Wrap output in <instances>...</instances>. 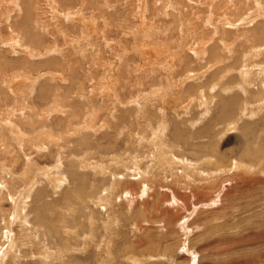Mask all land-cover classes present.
Returning <instances> with one entry per match:
<instances>
[{
    "label": "rangeland",
    "instance_id": "obj_1",
    "mask_svg": "<svg viewBox=\"0 0 264 264\" xmlns=\"http://www.w3.org/2000/svg\"><path fill=\"white\" fill-rule=\"evenodd\" d=\"M15 1H13V3ZM64 1L71 4L72 7L74 6L75 10L81 7L80 0H59L61 8L66 7ZM97 1L101 3V5H93V8H95L94 10L92 6L87 7L84 11V16L86 18L84 20L86 23L79 24L77 28L73 30L76 32V36L79 37L81 34L77 29H83L84 27L91 29L90 27L92 26L89 24L91 22H94L93 25L98 24L99 26V28L95 26V31L98 30L97 32H99L98 35L97 32L93 34L90 30L91 38L89 41L83 42L84 49L85 46H87L86 49H88L87 51L89 53H87L86 59H82H88L89 61L91 56V63H94L93 61L96 63L97 60L98 63H96V66L90 63H84L85 74L83 70L80 69V82H74L77 88L81 87L80 84H85V95H87V97L90 96L87 99L93 97L91 96L93 95L92 93L90 95L93 87L92 85H94L95 82L92 80L90 74L92 69H100L101 66L106 65L109 60H114L116 63L115 67H117L114 68V71H116L114 73H117V76H119V74L122 75L123 67L120 66L122 64H120V58H126L124 54H127L130 58H135L136 62L138 61L141 65L143 63V61L140 60L141 57L138 56L139 53L136 51L133 53L132 50L135 49H131L133 46L137 47L140 43L139 40L137 41L133 38L132 31L136 30L140 32L139 25L141 19H136L131 12L135 6L134 10H137L138 0ZM17 2L21 5L23 4V0H17ZM41 2L43 10H41V7H37L38 11L36 12L35 7L33 9H26L22 6V10L20 8L21 14L16 16L15 13V15L11 16L9 22L3 21L7 16L3 14L7 12L6 7L8 6H5V9L1 10L0 23L2 22V27L0 29V34L4 42L8 41L10 35H15V37H19L29 49L32 47L36 48L35 45H32L31 42L28 41L27 34L31 33L32 36L36 37L38 42L43 43L37 48L41 47L40 50L44 51L48 49L49 46H52L54 36L51 35L56 28H66L71 24H77V18L75 20H70V22L63 18H54L51 12L47 13L48 8L45 6V3L43 1ZM142 2L149 4L150 13L152 7L154 10L158 5L156 0H143ZM104 3H108V6ZM208 3V0L203 1L205 5L203 9H206ZM249 3L250 0L246 4ZM235 4H237L240 9L233 14L231 13V17L234 18L232 19L233 21H236L241 15L244 16L245 13L242 7V0H235ZM11 6L17 7L16 5ZM11 6L9 7L10 11L16 10V8ZM252 6L255 10L251 12L248 11L245 16L248 18L246 20L248 24L239 21H229L233 23V25H229L230 28L226 29L220 24L221 22L217 23L213 21L212 24L214 26L217 25L216 29H218L216 35L214 30H210L207 24H205L206 26L203 25L200 30L202 34H205L204 30H206V32L209 30L213 33L215 38L216 36L219 37L217 33L220 34L221 30L231 32V38L233 39L237 37L236 34H233L234 31L237 33L238 31L242 32L240 36L251 34L249 35L251 41L248 45L245 44V41L242 42V40L236 43L237 53L233 59L228 61L227 66L218 65L216 61L220 59L212 61L211 65L214 67L208 74H205L203 79L201 78V80L198 81L201 82L198 83L200 86L204 84L206 86H211L210 91L214 95L219 92L218 90H220L219 88L221 86H225L226 88V83L231 82L233 78L235 80H233L234 82L231 86L228 85L232 90L229 92L226 91V93L224 92V100L225 102H230L233 96L237 98L235 103L238 105V108L241 106V109H237L235 112L240 115L241 121H239L236 129L212 140L210 139V135L216 133L218 130L216 135L221 133L223 127H225V124L220 126L218 123L221 119L220 109H225L227 105H224L222 101H217L218 98L213 102L211 101V105L209 103L210 99H207L202 94L199 96V90L204 92V88L201 87L197 92L192 91V94L197 95L196 100L187 98V101H190V105L189 103L187 104V102L181 105L178 101L174 104L167 102L163 106L164 110H161L160 104L157 102L158 99H155V97H153L154 99L152 98L151 101L145 102L141 100L142 96L140 98H134L135 104H129L127 107L122 105L118 106V110L120 111H118V115H123L124 113L127 118L125 119L126 123L122 122L120 126L118 119L115 118L117 114L115 113L114 115L112 110L111 113L107 114L103 109L104 111L100 114L103 116L101 122L97 121L95 125L96 121H91V123L94 122V127H97L96 130L92 128L90 131V129L88 130V128H85L84 133L81 132V135L84 134L85 137H81L82 141L79 144L75 139H70V142L66 145L67 143L65 142L67 140L69 141V139L63 138V141H59L62 139V136L58 135L69 137V126L66 128L67 124H64V128L62 129V127L60 126L61 128H59L58 125L61 124V119L66 118L67 115L64 113L55 115L56 112L52 106L54 101L53 98L52 101L48 95V100L46 96H41V88L44 87L45 83H48L47 80H49L48 78L50 77L51 85L55 86L57 82L63 87L66 85V88L62 91V93H64L63 95L71 93V98L75 97L74 99L81 104L86 100L84 99L85 97L83 95H81L82 97L78 96L77 88L75 90L69 89L68 91L67 86L71 83L69 79H63L62 82L56 79V77L60 78L61 76L53 75L56 73L54 65L57 61L54 57L48 56V59L43 58V60L48 61L53 68L47 65V68L44 67L46 70L43 71V65L41 64L42 67L40 66L42 59L37 58L36 55H34L35 53L30 59H26L28 56L22 54L18 48L16 50L17 52L19 51L18 53H12V48L9 45L0 48V53L7 56V62L0 60V264H133L134 262H129L127 259L132 258V260L135 261V258H133L135 254V257L137 256L136 260H143L144 264H264V172L259 173L262 170L264 171V152H261L264 150V86L261 87L259 85V83H263L264 85V0H252L251 7ZM1 8L2 7H0V9ZM100 9L105 11V13L101 15L103 17L98 15V10ZM202 12L203 13L198 15L200 20L197 19V22L199 23H201L202 20H206L204 19L207 16L205 14L206 11L203 10ZM1 17H3V19ZM52 18H54V21ZM92 18L94 19L92 20ZM104 20L109 22V24L107 22L105 23ZM167 20L170 19L167 18L166 21ZM59 21L60 26L58 23ZM164 21L165 20H163V22ZM218 27H221V29ZM155 28L157 29L158 27ZM11 30L13 33L10 32ZM73 31L72 29L70 30V32ZM245 32L248 33L246 34ZM158 34L164 33L160 29L156 32V35ZM166 34L167 33L160 35V37L166 38ZM200 35L201 33L199 36ZM138 37L139 36H137V38ZM58 39L60 40L59 44L64 48L65 52L72 50L70 44H67L70 43V40L63 36H58ZM186 40L191 41L190 38ZM170 41L171 39L168 40V42ZM172 42L176 46L174 39ZM71 44L77 43L74 40ZM255 47L257 48L253 49ZM35 48H33V50ZM145 50L146 49H143V52H149ZM173 50H175V48ZM125 51L128 52L125 53ZM184 51L186 54H189L190 58H186L181 66H176L172 62L171 70L167 73L169 77L166 80L168 85L175 81H177V84L185 81V85L180 87L182 90L193 85L195 81L194 79H187L188 76L192 75L188 73V71H196L199 69V66L204 67V65H201L202 62L198 60V57L194 55V52L188 51L186 47ZM141 53L142 52H140V55ZM245 53L247 57L244 58ZM1 54L0 56H2ZM67 59H71L70 61L75 60L74 58ZM29 61H31V63ZM60 61V64L67 65L64 58ZM6 64L9 65L5 66ZM14 64H17V66ZM130 67L131 69H128L125 66V68H127L125 73L128 77L134 76L136 78H132L128 88L124 87L118 91L125 97H129L131 94L138 95L150 93V91L152 92L154 88H151L152 86L144 82L146 79L141 80V77L143 78L144 75H138V73L135 74L132 72V68L134 67L133 63ZM24 68L28 73L24 71ZM18 69H23L20 70V72L23 73L21 76L19 75L21 73H15L19 72L17 71ZM143 69H147V67L143 66ZM28 70L31 71L29 72ZM106 70L108 71L107 76L109 77V72L113 73V70L111 68L107 69L106 67L103 71L107 72ZM39 72L41 73L39 74ZM243 74L246 75L244 76ZM15 75L18 76V79ZM82 75H85L86 79L83 78ZM86 75L88 76L86 77ZM242 75L245 78H242ZM19 77L21 79H19ZM102 77L105 76L101 71L99 79ZM25 78H27V80H25ZM154 78L156 79L157 77ZM159 78L160 77H158V79ZM240 78L246 80L245 84H240L241 86H239V83H242L239 82L242 80ZM76 79L77 76L72 78L73 81H79ZM236 83H238V85ZM162 84L167 86L164 84V81ZM143 89L145 90L143 91ZM25 91L31 92L29 95L31 97L24 99L26 103H21ZM73 91L75 92L73 93ZM75 93L80 99L74 95ZM185 93L186 92H184V94ZM165 98L169 97L166 96ZM165 98L163 97L162 99ZM219 98L222 99L220 95ZM103 101H105L103 97H100V104H103ZM140 102L141 105H138ZM61 106L62 103L59 107ZM208 106L209 108H207ZM128 108H132L133 110L126 111ZM144 108L149 110L153 115L150 118V122L140 121L141 119L139 116L143 115L142 111L145 110ZM157 108H160V110ZM71 110L75 113L74 109ZM89 110L90 109L86 107L84 112ZM207 111H209V113ZM136 113L139 116H137ZM39 114H41V116ZM77 115H79V113L76 114L75 117H77ZM154 115L156 118H163L165 124V133L163 132V135H166L164 141L158 138L157 142H155L156 147L161 144L165 152V155L161 157L158 156L157 159L159 162H161L160 159L162 162L169 161L168 163H170L171 161L170 166H173L170 167V169L164 164L161 167H157V164H155L152 159H142L144 156L143 152H145L148 147H144L146 145L145 140L141 141L144 135L141 131L145 129V131L147 130L146 132L149 133L151 129L157 127L158 123L156 124ZM199 117H202V119L198 122ZM39 118H42V120ZM138 118L140 120H138ZM129 119L131 120L129 121ZM59 120L60 122H58ZM85 120L86 118L82 119V121ZM26 121H28V124H26ZM31 121H33V123ZM82 121L79 122L81 123ZM44 122L47 124H44ZM38 123L41 124L37 127ZM87 124L88 123H85V126H88ZM32 125L34 127H32ZM213 125H217L218 129L216 130L213 128V131H209L206 135L201 133L205 129L210 130ZM174 127H177L187 138V144L183 141L179 143L175 142L177 141V134L174 136ZM197 133L198 136L196 135ZM34 134L36 136H34ZM116 134H118V136H116ZM39 137L40 139H38ZM21 138L27 139V142L24 139L23 141L26 142L24 144ZM52 140H55L57 143L55 141H53L55 142L53 143ZM30 142L34 145H31L32 143ZM72 142L73 144H71ZM174 143H176L174 145L176 146L174 148L175 151L170 154L172 148L170 146ZM245 143H247L248 146L246 145L242 148L238 146V144ZM54 144H56V146H54ZM40 145L41 147L39 148ZM183 145H185V147H183ZM47 147L48 150L46 149ZM246 149L248 150L245 152ZM41 150L42 152L40 153ZM132 150L136 151L133 152ZM156 150L158 151L159 148ZM234 150H237L236 153H234L231 159L228 158L225 165H230L231 160L234 159L235 162L239 161L240 163H238V165L242 167V165L250 163V160L251 162L253 160L252 165L254 167L252 170L256 167L259 171L245 174L239 170L235 173L233 171L228 177L222 175L221 182H218L215 188L214 186L209 187V185H205L202 180L197 179L195 176H193L194 179L187 180L185 178L178 179L176 178V174L174 175L176 171H178L177 175H180L179 173H181V170H183V167L186 165L180 166L177 164L179 166L175 168L176 165L174 162H179L180 164L181 162L190 163L192 165H197L200 162L199 164L203 165L204 159H209L211 157L210 159H212V162L216 164L218 162L215 159L219 160L222 153L226 151L225 153L228 155L230 151L232 152ZM30 153H32V156H30ZM243 154H245V157ZM132 156L136 157L133 158L135 160L133 161V168L136 165L139 167V164L145 161L144 164L146 166L143 168L140 167L142 171L139 168L137 169V167L132 169L131 165H124V163L127 164V162H129L128 159ZM170 157L172 159H170ZM141 159L142 161L140 162L139 160ZM136 160L138 162H136ZM180 160L182 161L180 162ZM243 162L245 164H243ZM259 162L260 166L262 165L263 167H259ZM152 163H154L153 166ZM99 164L104 165L101 166L102 169L100 167L96 169V165ZM241 167L238 168L241 169ZM199 168L200 167H198V169ZM125 169L128 170V172H125ZM208 169L209 167H202L197 173L199 175L204 173L206 178H211L212 171ZM99 171L101 174H99ZM85 175L87 180L85 179ZM72 177H75V179ZM174 177L177 179V182ZM253 179H257L259 182H244L245 180ZM81 181H83V183ZM151 183L157 186L154 189L148 188ZM117 184H122L121 189L117 188ZM130 186L133 189H131ZM103 189H109V191ZM123 189L125 193L121 192ZM97 190L98 193L94 194ZM110 191L112 194H110ZM119 192L121 194H119ZM116 195L117 197H115ZM98 198L100 199L98 200ZM101 201L102 204L100 203ZM113 211H115L114 214ZM82 225H84V227H82ZM69 227L71 228L69 229ZM188 231L189 233L186 234ZM67 232L73 233V236H69ZM7 234L9 236H7ZM251 237V241H248L247 238ZM185 238L187 239L185 240ZM242 238H245V241L242 240ZM67 239H69V241H66ZM99 241L102 242L100 243ZM151 241H164V244H166L168 248H171L169 251L170 253L162 252V250H160L161 253L159 254H155V252L152 251L148 253L149 250H146L150 247ZM189 241H192L190 246L184 247L183 249L189 250L192 248L195 251L193 257L190 254V256H188L187 253L180 248L182 242L188 244L187 242ZM240 241H242V243ZM243 241H248L249 243L246 242L247 245H245ZM33 242L34 244H32ZM59 243L60 245L58 246ZM68 243H70L71 248ZM128 244H130V246H135V244L138 245L139 250L135 248L133 251L131 248L126 250L125 248ZM196 245L200 247L198 248ZM209 245L210 249L207 247ZM110 246L112 250L109 248ZM200 248L207 251V254L199 252L201 251ZM124 249L125 253L128 254L125 256H128V258L125 257L126 260L124 258L119 260L117 256L119 254L117 253L119 251L124 252ZM64 252L67 254L65 255ZM140 252H143V254ZM48 253L51 254V257ZM138 254H140V256ZM165 254L167 256H164ZM163 256L165 259H163ZM42 258L46 259L43 260ZM169 259H171V262L166 261Z\"/></svg>",
    "mask_w": 264,
    "mask_h": 264
},
{
    "label": "bare ground",
    "instance_id": "obj_2",
    "mask_svg": "<svg viewBox=\"0 0 264 264\" xmlns=\"http://www.w3.org/2000/svg\"><path fill=\"white\" fill-rule=\"evenodd\" d=\"M13 1H15V0H0V7H2L1 9H0V12H1V10H4L5 9V6H8V7H6L7 8V12H5L3 15H7L6 16V18L5 19H3V17H1L2 19H3V21L4 22H9V20H10V18H11V16L12 15H15V13H16V16H18L19 14H21V11H20V8H21V10H22V6L24 7V8H26V9H33L34 7L36 8V12L38 11V8L37 7H41V10H43L42 9V2L41 1H43L44 3H45V6L48 8V11H47V13L49 12H51L52 13V15H53V17L54 18H56V19H58V18H63L64 20H67V21H69L70 22V20H75L76 18H77V24H71L69 27H60V28H56V30H54L53 32H52V35L51 36H54V41H53V44H52V46H49V48L48 49H45L44 51H41L40 49H41V47L40 48H37L38 46H41L43 43L42 42H38L37 41V39H36V37H34V36H32L31 35V33H28L27 34V38H28V41L29 42H31V44L32 45H35L36 46V48L35 47H32L31 49H29L28 47H26V45H25V43H23L22 42V40L19 38V37H15V35H10L9 37H8V41H6V42H4V40L1 38V34H0V48H3V47H5V46H7V45H9L11 48H12V53H14V52H17L16 50H17V48H18V50H20V52L22 53V54H26L28 57L26 58V59H30L32 56H33V54L34 55H36V57L37 58H41L40 60H41V63H40V66L42 67V65H43V71H45L46 69L45 68H47L46 66L48 65L49 67H51L50 66V64H49V62L48 61H45V60H43V58H47L48 56H50V57H54L55 59H57V61H56V64L54 65L55 66V70H56V73H54L53 75H57V76H61L60 78H57L56 77V79H58L60 82H62L63 81V79H69L70 80V85L69 86H67V88H68V91H69V89L71 90V89H73V90H75L77 87H76V84H74V82H80V78H81V74H80V69L81 70H83V72L85 71L84 70V63L85 64H87V63H90L91 65H95L96 66V63H98V60H97V62L95 63V61H93L94 63H91V56H90V60L88 61V59L87 60H82V59H86V55H87V53H89L87 50L88 49H86V47L87 46H85V49H84V47H83V42H85V41H89V39L91 38V32H90V30L93 32V34H95V32H97V31H95V26H97L98 28H99V26H98V24L97 25H93L94 24V22H91V23H89V24H91V26L92 27H90L91 29H88V28H86V27H84L83 29H77L78 31H79V33L81 34L79 37L78 36H76V32L75 31H73V30H75L74 28H77V26L79 25V24H81V23H86V21L84 20V19H86L85 18V16H84V11L86 10V8L87 7H91L92 6V9L94 10L95 8H93V5H101V3H99L97 0H80V2H81V7L80 8H77L76 10H75V7L73 6L72 7V5L71 4H68V3H66L65 1H64V3H65V8H61V4H60V2H59V0H23V4L21 5V4H19V2H17V0L13 3ZM37 1H38V3H37ZM143 1V0H142ZM141 0H138L137 1V10H134V8L136 7H134L133 8V10L131 11L133 14L132 15H134V17H136V19L137 18H139V19H141V22H140V25H139V29H140V32L138 33L136 30H133L132 32H133V38L135 39V40H139L140 41V43L137 45V47H134L133 46V48H131V49H135V50H132V52L133 53H135V51L136 52H138L139 53V57H141L140 58V60L141 61H143V63H142V65H141V63H139L138 61L136 62V60H135V58H130V57H128V55L127 54H124L125 56H126V58H120V66L121 67H123V72H122V75H120L119 74V76H117V73H114V72H116V71H114V68H117V67H115V65H116V63H115V61L114 60H109L107 63H106V65H104V66H101V68L99 69V68H96L97 70H91V76H92V80H94L93 82H94V85H92L93 87H92V91L90 92V95H91V93L93 94V95H91V96H93L91 99H87L88 97H90V96H88L87 97V95H85V93H86V88H85V84L84 83H82V84H80L81 85V87L80 88H77L76 90H77V92H78V96H81V95H83L84 97V99H86L82 104L81 103H79V102H77V100L76 99H74V98H71L72 97V94L70 93H68V94H66V95H63L64 93H62V91L66 88L65 86L66 85H64V87L59 83V82H57L56 84H55V86H53V85H51V82H50V77L48 78L49 80H47V82L48 83H45L44 84V87L43 88H41V96L43 95V96H46L47 97V95L51 98V100H52V98H53V103H52V106L54 107L53 109H55V115H57V114H60V113H64V114H66L67 116H66V118H60L62 121L60 122V120L58 121V122H60L61 124L60 125H58V127L59 128H61L62 127V129L64 128V124H67V126H66V128H68V126H69V131H68V133H69V137L68 136H65V135H58V136H62V139H58L59 141H63V138L64 139H69V141L67 140H65L64 142L65 143H67L66 145H68V143L70 142V139L72 140V139H75V141L76 142H78V144L82 141V138L81 137H83L84 136V134H82L81 135V132H83L84 133V130H85V128H88V130L90 129V131H91V129L93 128H95V130H96V126L94 127V122L93 123H91V121H96L95 122V125H96V123H97V121L98 122H101V119H102V115H100L104 110L106 111V113L108 114V113H111V110L113 111V113H114V115H115V113L117 114L116 116H115V118H117L118 119V123H119V126H120V124L122 123V122H125L126 123V121H125V119H127L126 118V115H124V113H123V115H118V106H124V107H127L129 104L131 105H133V104H135V101H134V98H140L141 96V100H143L144 102L145 101H151V99L153 98V97H155V99H158V103L160 104V107H161V110H164L163 109V106H164V104H166L167 102H171L172 104H174L176 101H178L179 103H180V105L181 104H183V103H185V102H187V104L190 102L189 100L187 101V98L188 99H194V100H196L197 99V95H195V94H192V91H194V92H197L198 91V89L199 88H201V87H203L204 88V92L202 91V90H199L198 91V93H199V96L202 94L204 97H206L207 99H210V101H209V103L211 104V101L213 102L214 100H216V98H218V100L217 101H222V103L224 104V105H227V107L225 108V109H223V110H221L220 109V116H221V119H220V122L218 123V124H220V126H222V125H224L225 124V127H223V131L221 132V133H218L217 135H216V133L219 131H217L216 133H213L212 135H210V139L212 140V139H214V138H216V137H218V136H220V135H225L227 132H229V131H231V130H233V129H236L237 128V125H238V123H239V121H241V117H240V115H238L235 111L237 110V109H241V106L238 108V105L235 103V101L237 100V98L235 97V96H233V98H232V100H230V102H225V100H224V96H225V94H224V92L226 93V91H230V90H232L229 86H231V84H233V82L235 81L234 80V78L233 79H231L232 81L231 82H229V83H226V88H225V86H221L219 89L220 90H218L217 92L218 93H216V94H212L211 93V89H210V87L211 86H206L205 84L203 85V86H200V85H198V83H201V82H198L199 80H201V78L203 79V77L205 76V74H208L209 72H210V70L214 67V66H212L211 65V63H212V61H215L216 59H220L219 61H216L217 63H218V65H224V66H227L228 65V61L229 60H231V59H233V57H235V55H236V53H237V49H236V43L238 42V41H241L242 40V42L243 41H245V44H247L248 45V43L251 41L249 38H250V36L249 35H251V34H249V35H246V36H244L243 34H241V35H243V36H240V33H242V32H240V31H238V33L237 32H233V34H236V38L235 39H233V38H231V32H227V31H223V30H221V33H223V34H219V33H217V35H219V37H217L216 36V38L213 36V33H211L209 30H207V32H206V30H204L205 31V34H204V36H203V34H202V31L200 32V30H201V28H202V26L204 25V26H206L205 24H207V26L208 27H210V30H214V32H215V35H216V32H218L217 30L218 29H216V26H214L213 24H212V22L214 21V22H217V23H220L221 25H223V27L224 28H230V26L229 25H233V23H230L229 21H231V22H236V21H239V22H243V23H246V20L248 19L247 17H245L246 15H247V13H248V11L249 12H251L252 10H255L254 8H253V6L251 7V1L252 0H250V3L249 4H246L249 0H242V2H243V5H242V7H243V10H244V16H240L236 21H233L232 19H234L233 17H231V15L233 14V13H235L238 9H240L239 8V6H237V4H235V0H208L209 1V3H208V5L206 6V9H203V7H205V5L203 4V1L204 0H156V2H158V5L156 6V9H154L153 10V7H152V10H151V13L149 12V10H150V7H149V4L148 3H144V2H142ZM205 3V2H204ZM104 4H106L107 6H108V3H104ZM154 4V3H153ZM11 5H16L17 7H13V6H11ZM13 7V8H16V10H14V11H10V9H9V7ZM154 6V5H153ZM95 7V6H94ZM107 8V7H106ZM155 8V7H154ZM91 9V10H92ZM263 9V8H262ZM203 10H205L206 11V17L204 18V19H206V20H202L201 21V23H199V22H197V19H199L200 20V17L198 16L200 13H203L202 11ZM99 11V14L98 15H100V17H103V16H101L102 15V13H105V11L104 10H98ZM190 11V12H189ZM42 12H44V11H42ZM208 12V13H207ZM264 12V11H263ZM45 13H46V11H45ZM229 13V14H228ZM232 13V14H231ZM92 15H93V13H92ZM258 15V14H257ZM74 16H77V17H74ZM152 16V17H151ZM93 17V16H92ZM95 17V16H94ZM249 17H251V16H249ZM16 18V17H15ZM54 18H52V20L54 19ZM99 18V17H98ZM97 18V19H98ZM167 18H169L170 20H167L166 21V19ZM253 18V17H252ZM262 18V17H261ZM91 19V18H90ZM89 19V20H90ZM94 18H92V20H93ZM165 20L164 22H163V20ZM188 19V20H187ZM91 20V21H92ZM95 20H96V18H95ZM127 20V19H126ZM54 21V20H53ZM58 21V20H57ZM162 21V22H161ZM194 21V22H193ZM252 21V20H251ZM262 21V20H261ZM90 22V21H89ZM96 22V21H95ZM104 22L106 23L107 21H105L104 20ZM126 22V21H125ZM57 23V22H56ZM55 23V24H56ZM59 23V26H60V21L58 22ZM108 24H109V22H107ZM246 24H248V23H246ZM263 24V23H262ZM104 25H106V24H104ZM255 25V24H254ZM258 25V24H257ZM108 26V25H107ZM1 27H2V22L0 23V29H1ZM96 27V28H97ZM155 27H158L157 29L155 28ZM236 27V26H235ZM234 27V28H235ZM262 27V26H261ZM103 28V27H102ZM104 28H108V27H104ZM131 28V27H130ZM219 28V27H218ZM223 28V29H224ZM247 28V27H246ZM252 28H254V27H252ZM72 29V31L73 32H70V30ZM162 30L163 31V33L165 34V33H167L165 36H166V38H161L160 37V35H164V34H158V35H156V32L158 31V30ZM206 29V28H205ZM219 29H221V27L219 28ZM251 29V28H250ZM102 30V29H101ZM107 30V29H106ZM105 30V32L107 33V31ZM111 30V29H110ZM216 30V31H215ZM229 30V29H228ZM246 30H248V29H246ZM56 31V32H55ZM104 31V30H103ZM209 31V32H208ZM11 33H13V31L11 30L10 31ZM44 32H46V31H44ZM131 32V33H132ZM262 32V31H261ZM78 33V34H79ZM98 33L99 32H97V35H98ZM201 33V35L199 36V34ZM246 33V32H245ZM248 33V32H247ZM246 33V34H247ZM92 34V35H93ZM253 34V33H252ZM105 35V34H104ZM58 36H63V37H65V38H67L68 40H70L69 42L70 43H67V44H70V47H72V50H70V51H67V52H65V50H64V48L59 44V39H58ZM101 36V35H100ZM137 36H139L138 38H137ZM256 36V35H255ZM105 37V36H104ZM163 37V36H162ZM214 37V38H213ZM187 38H190V40L191 41H187L186 39ZM213 38V39H212ZM171 39V41L170 42H168V40H170ZM175 40V42H176V46H177V44H178V46L176 47L175 46V44H173V42H172V40ZM74 40L76 41V43L77 44H71L72 42H74ZM8 42V43H7ZM174 42V43H175ZM80 43H81V46H80ZM138 43V42H137ZM241 43V42H240ZM146 44V45H145ZM180 44V45H179ZM209 44H211V45H209ZM242 44V43H241ZM245 44H243V45H245ZM89 46V45H88ZM186 47V49L188 50V51H192V53L194 52V55H196L197 57H198V60L199 61H201L202 62V64L201 65H204V67H201V66H199V69L198 70H196V71H188V73H190V74H192L191 76H188L187 77V79L188 80H190V79H194L195 81H194V84L193 85H190V86H188L186 89H181L180 87H183L184 85H185V81H183L182 83H180V84H177V81H175L174 83H171V84H167L166 83V80L168 79V72H169V70H171V64H172V62L176 65V66H181L182 65V63H183V61L186 59V58H188L189 57V54H186L185 53V51H184V48ZM7 48H9V47H7ZM33 48H35L34 50H33ZM47 48V47H46ZM138 48V49H137ZM175 48V50H173ZM257 47H255V48H253V49H256ZM143 49H146L145 51H149V52H143ZM37 50V51H36ZM102 50V49H101ZM19 52V51H18ZM17 52V53H18ZM128 51H125V53H127ZM140 52H142L141 53V55H140ZM20 53V54H21ZM144 53V54H143ZM175 53V54H174ZM262 53V52H261ZM1 54V53H0ZM38 54V55H37ZM2 55V54H1ZM81 56V57H80ZM89 56V55H88ZM121 56V55H120ZM135 57V56H134ZM243 57V56H242ZM245 57H247L246 56V53L244 54V58ZM65 59V61H66V63H67V65H65V64H60V60H62V59ZM67 58H74L75 60H73V61H70L71 59H67ZM145 58V59H144ZM190 58V57H189ZM25 59V58H24ZM48 59V58H47ZM94 59V58H93ZM0 60H3V61H5V62H7V56H5L4 54L2 55V56H0ZM51 60V59H50ZM95 60V59H94ZM100 61V60H99ZM13 62V61H12ZM30 63H31V61H29ZM45 62H46V65H45ZM103 62V61H102ZM15 63V62H14ZM62 63H64V62H62ZM73 63H74V65H73ZM134 64V67L132 68V72L133 73H135V74H137L138 73V75L139 74H141V75H144V77L142 78L141 77V80L142 79H146V80H144V82H146V84H149L150 86H152L151 88H154L153 90H152V92L150 91V93H144V94H131L129 97H125L124 95H122L118 90L119 89H121V88H124V87H127L128 88V86H129V84H130V82L132 81V78H136V77H134V76H130V77H128L127 76V74L125 73V70L128 68V69H131V67H130V65L131 64ZM194 63V62H193ZM196 63V62H195ZM223 63V64H222ZM19 64V63H18ZM27 64V63H26ZM38 64V63H37ZM42 64V65H41ZM109 64V65H108ZM7 65H9V64H6L5 66H7ZM15 66H17V64H14ZM13 65V66H14ZM20 65V64H19ZM35 65V64H34ZM100 66V65H99ZM111 66V67H110ZM125 66L127 67V68H125ZM143 66H146L147 67V69H143ZM23 67V66H22ZM41 67H39V68H41ZM45 67V68H44ZM48 67V68H49ZM107 67V69L109 68H111L112 70H113V73H111V72H109V74H110V76L108 77L107 76V73H108V71L107 72H104L103 70H105V68ZM216 67H218V66H216ZM6 68V67H5ZM26 68H28V67H26ZM36 68V67H35ZM37 68H38V66H37ZM52 68V67H51ZM14 69H15V67H14ZM50 69V68H49ZM53 69V68H52ZM119 69H121V68H119ZM20 70H23V69H18L17 71H19V72H15V73H21V74H19L20 76L23 74L22 72H20ZM48 70V69H47ZM218 70V69H217ZM220 70V69H219ZM223 70V69H222ZM263 70V69H262ZM261 70V71H262ZM24 71H26L25 70V68H24ZM29 71V70H28ZM31 71V70H30ZM29 71V72H30ZM40 71V70H39ZM103 72L104 73V76L105 77H102V78H100L99 79V76H100V72ZM118 71V70H117ZM131 71V70H130ZM221 71V70H220ZM260 71V72H261ZM1 72V71H0ZM27 72V71H26ZM55 72V71H54ZM263 72V71H262ZM261 72V73H262ZM28 73V72H27ZM41 72H39V74H40ZM47 73V72H46ZM132 73V74H133ZM219 73H221V72H219ZM25 74V73H24ZM84 74H85V72H84ZM212 74V73H211ZM248 74V73H247ZM256 74H257V72H256ZM263 74V73H262ZM18 75V74H17ZM42 75V74H41ZM51 75H52V73H51ZM113 75V76H112ZM244 75V74H243ZM242 75V78L246 75H244L243 76ZM249 75V74H248ZM264 75V74H263ZM16 76V75H15ZM43 76V75H42ZM41 76V77H42ZM74 76H77V79L79 80V81H73L72 80V78H74ZM83 76V75H82ZM88 75H86V77H87ZM102 76V75H101ZM210 76V75H209ZM18 76H16V78H17ZM139 77V76H138ZM154 77H157L156 79L154 78ZM158 77H160L159 79H158ZM207 77V76H206ZM44 78V77H43ZM83 78H85V75L83 76ZM242 78H240V79H242ZM245 78V77H244ZM18 79V78H17ZM19 79H21L20 77H19ZM47 79V78H46ZM76 79V80H77ZM86 79V78H85ZM122 79V80H121ZM187 79H184V80H187ZM25 80H27V78H25ZM91 80V81H92ZM138 80V79H137ZM234 80V81H233ZM52 81V80H51ZM65 81V80H64ZM125 81V82H124ZM164 81V84H166L167 86H165V85H163L162 84V82ZM25 82V81H24ZM140 82V81H139ZM143 82V81H142ZM239 82H242V83H239V86H241L240 84H245L246 83V80L245 79H242V80H240ZM50 83V84H49ZM141 83V82H140ZM33 84V83H32ZM35 84V83H34ZM145 84V83H144ZM237 85H238V83H236ZM79 85V86H80ZM229 85V86H228ZM259 85L262 87V86H264L263 85V83H259ZM77 86H78V84H77ZM132 86V85H131ZM143 86V85H142ZM213 86V85H212ZM215 86V85H214ZM62 87H63V89H62ZM134 87V86H133ZM140 87V86H139ZM229 87V88H228ZM228 88V89H227ZM145 89H147V88H145ZM145 89H143V91L145 90ZM216 89V88H215ZM214 89V90H215ZM262 89V88H261ZM213 90V91H214ZM135 91H137V90H135ZM57 92H59V93H57ZM75 91H73V93H74ZM184 92H186L185 94H184ZM33 93V92H32ZM31 94V92H26L25 91V94H23V99H22V102L21 103H23L24 102V99H26L27 97H31V96H29ZM89 94V93H88ZM75 96H76V93L74 94ZM168 96L169 98H165L166 96ZM219 95L222 97V99H220L219 98ZM78 96H76V97H78ZM82 97V96H81ZM100 97H103V99L105 100V101H103V104H100V102H99V99H100ZM165 98V99H162V98ZM38 98V97H37ZM79 98V97H78ZM28 99V98H27ZM32 99H33V97H32ZM46 99V98H45ZM80 99V98H79ZM154 99V98H153ZM171 99V100H170ZM47 100H48V97H47ZM46 100V101H47ZM30 101H32V100H30ZM198 101H200V100H198ZM28 102V101H27ZM191 102H192V100H191ZM196 102V101H195ZM17 103V102H16ZM20 103V102H19ZM24 103H26V102H24ZM61 103H62V106L61 107H59L60 105H61ZM149 103V102H148ZM197 103H199V102H197ZM208 103V104H209ZM137 104V103H136ZM150 104V103H149ZM31 105V104H30ZM51 105V104H50ZM138 105H141V102H140V104H138ZM157 105V104H156ZM162 105V106H161ZM189 105H190V103H189ZM212 105V104H211ZM29 106V105H28ZM86 107L88 108V109H90L89 111H87V112H84L85 111V109H86ZM133 108V107H132ZM132 108H128L126 111H129V110H133ZM207 108H209V106L207 107ZM24 109H25V107H24ZM52 109V108H51ZM71 109H74L75 110V113L71 110ZM104 109V110H103ZM145 109V108H144ZM158 109V108H157ZM215 109V108H214ZM77 110H79V111H77ZM81 110V111H80ZM158 110H160V108L158 109ZM200 110H201V108H200ZM205 110H206V108H205ZM208 110V109H207ZM46 111V110H45ZM175 111H177V110H175ZM24 112H25V110H24ZM120 112V111H119ZM158 112V111H157ZM156 112V113H157ZM162 112V111H161ZM206 112V111H205ZM208 113H209V111H207ZM47 113V112H46ZM69 113V114H68ZM79 113V115H77V117H75V115L76 114H78ZM105 113V112H104ZM142 113H143V115H141V116H139L137 113V116H139V118L141 119H139L138 118V120H140L141 122H142V120L144 121V122H150V118L153 116L150 112H149V110H147V109H145L144 111H142ZM154 113V112H153ZM131 114H132V112H131ZM139 114H141V113H139ZM151 114V115H150ZM40 116H41V114H39ZM47 115V114H46ZM46 115H44V116H46ZM105 115V114H104ZM133 115H134V112H133ZM63 116V115H62ZM132 116V115H131ZM155 116V115H154ZM164 116V115H163ZM19 117V116H18ZM83 118H86V120L85 121H82V119ZM107 117H108V115H107ZM111 117H114V116H111ZM128 117V116H127ZM136 117V116H135ZM155 118H156V116H155ZM38 119V118H37ZM36 119V120H37ZM40 119V118H39ZM58 119V118H57ZM56 119V120H57ZM107 119V118H106ZM136 119H137V117H136ZM165 119V118H164ZM200 119H202V117H199L198 118V122H199V120ZM17 120V119H16ZM33 120V119H32ZM40 120H42V118L40 119ZM131 119H129V121H130ZM20 121H22V120H20ZM34 121V120H33ZM33 121H31L32 123H33ZM38 121V120H37ZM47 121V120H46ZM79 121H82L81 123L79 122ZM106 121V120H105ZM14 122V121H13ZM16 122V121H15ZM30 122V121H29ZM35 122V121H34ZM41 122V121H40ZM51 122V121H50ZM135 122V121H134ZM139 122V121H138ZM156 124H157V127L156 128H153V129H151V132H149V133H147L146 131H145V129L144 130H142L141 132L142 133H144V135H143V137L141 138V141L142 140H145L146 141V145L144 146V147H148L147 149H146V151L145 152H143L144 153V156L142 157V159H152L153 160V162H155V164H157V167L158 166H163V164L166 166V167H169V169H170V167H172L173 165H171L170 166V164H171V161H170V163H168V162H162V160L160 159V161L161 162H159V160L157 159L158 158V156H163V155H165V152H164V149H162V145L161 144H159V146L158 147H156V145H155V142H157V139L159 138L161 141H164V137L166 136L165 134L163 135V132H164V129H165V124H164V122H163V118H156ZM194 122H196V121H194ZM37 123V122H36ZM46 122H44V124H45ZM85 123H88L87 125L88 126H85ZM26 124H28V121H26ZM31 124V123H30ZM41 124V123H40ZM39 123H38V125H37V127L40 125ZM43 124V123H42ZM47 124V123H46ZM99 124V123H98ZM196 124V123H195ZM198 124V123H197ZM215 124V123H214ZM19 125V124H18ZM132 125V124H131ZM22 126V125H21ZM61 126V127H60ZM191 126H192V124H191ZM194 126V125H193ZM32 127H34L33 125H32ZM37 127H35V128H37ZM100 127V126H99ZM24 128V127H23ZM40 128V127H39ZM65 128V129H66ZM213 128H215L216 130L218 129V126L217 125H213V127L210 129V130H207V129H205L204 131H202L201 133L203 134L204 133V135H206V134H208L209 133V131H213ZM49 129V128H48ZM174 130H173V133H174V136L177 134V141H175V142H181V141H183L184 143H186L187 144V138L180 132V130L177 128V127H174L173 128ZM36 130V129H35ZM43 130V129H42ZM23 131V130H22ZM25 131H27V130H25ZM40 131V130H39ZM24 132V131H23ZM45 132V131H44ZM86 132V131H85ZM95 132V131H94ZM147 134H146V133ZM35 133V132H34ZM165 133V132H164ZM45 134V133H44ZM52 134V133H51ZM130 134V133H129ZM32 135V134H31ZM54 135V134H53ZM107 135V134H106ZM131 135V134H130ZM197 136H198V133L196 134ZM22 137H25L24 135H21ZM34 136H36L35 134H34ZM116 136H118V134H116ZM134 136V135H133ZM29 137V136H28ZM27 137V138H28ZM38 137V136H37ZM43 137V136H42ZM45 137H46V135H45ZM47 137H49V136H47ZM52 137V136H51ZM85 137V136H84ZM173 137V136H172ZM199 137H200V135H199ZM31 138V137H30ZM29 138V139H30ZM44 138V137H43ZM55 138V137H54ZM58 138V137H57ZM134 138V137H133ZM22 139V141L25 139H23V138H21ZM37 139V138H36ZM35 139V140H36ZM38 139H40V137L38 138ZM37 139V140H38ZM45 139V138H44ZM46 139H48V138H46ZM121 139H123V138H121ZM27 139H25V141H26ZM32 140V139H31ZM50 140V139H49ZM57 140V141H58ZM21 141V142H22ZM30 141V140H29ZM53 141H55V140H52V142ZM24 142V141H23ZM27 142V141H26ZM26 142H24V144L26 143ZM36 142V141H35ZM34 142V143H35ZM52 142H51V144H52ZM56 142V141H55ZM55 142H53V143H55ZM76 142H75V144H76ZM139 142V141H138ZM182 142V143H183ZM30 143H32V142H30ZM29 143V144H30ZM57 143V142H56ZM161 143V142H160ZM172 143V142H171ZM239 143V142H238ZM42 144V143H41ZM71 144H73V142L71 143ZM176 143H174L173 145H171L170 147H172L171 148V150H170V154H172V152L173 151H175L174 150V148L176 147V146H174ZM31 145H34L33 143L31 144ZM38 145H39V141H38ZM247 145V143H245V144H238V146H240V148H242L243 146L245 147ZM25 146V145H24ZM46 146V145H45ZM54 146H56V144H54ZM193 146V145H192ZM248 146V145H247ZM29 147V146H28ZM31 148H32V146H30ZM34 147V146H33ZM41 147V145L39 146V148ZM183 147H185V145H183ZM196 147V146H195ZM43 148V147H42ZM45 148V147H44ZM57 148H58V146H57ZM157 148H159V150L157 151L156 149ZM247 148V147H246ZM32 149H34V148H32ZM47 150H48V147L46 148ZM59 149V148H58ZM248 149H251V148H248ZM248 149H246L245 150V152L248 150ZM263 149V148H262ZM35 150H37V149H35ZM31 151V150H30ZM133 152H135L136 150H132ZM236 151L237 150H234V151H227V152H229V154L228 155H230V156H228L225 152L224 153H222L220 156V158H219V160L218 159H215L218 163H213L212 162V159H204V162L202 163L203 165H200L199 163L196 165H192V164H190V163H182L181 161L182 160H180V162H181V164L179 163V162H174V164L176 165V167L175 168H177V166H184L185 164V166L183 167V170H181V173H179L180 175H177V173H178V171H176V173H174V175L176 174V178H185V179H194L193 178V176H195V177H197V179H200V180H202L203 182H204V184L205 185H209V187H212V186H214V188L216 187L215 185L218 183V182H221V177H223V176H226V177H228V176H230L229 174H231L233 171H234V173L235 172H237V171H242V172H244L245 174H247V173H255V172H258L259 170L258 169H256V167H255V169L254 170H252L253 169V165H252V162H253V160H252V162H251V158L249 159L250 160V163H244L243 162V164H245V165H242V167L240 166V165H238V163H240L239 161H236L235 162V160L233 159V160H231V163H230V165H225V162L228 160V158L229 159H231V157L232 156H234V153H236ZM29 152V151H28ZM42 152V150L40 151V153ZM43 152H44V150H43ZM46 152V151H45ZM49 152V151H48ZM239 152V151H238ZM244 152V153H245ZM252 152V151H251ZM261 152H264V150H262ZM260 152V153H261ZM33 153V152H32ZM32 153H30V156H32ZM61 153V152H60ZM169 153V152H168ZM28 154V153H27ZM167 154V153H166ZM176 154V153H175ZM220 154V153H219ZM251 154V153H250ZM257 154H259V153H257ZM256 154V155H257ZM40 155V154H39ZM49 155V154H48ZM84 155V154H83ZM224 155H226V156H224ZM245 154H243V156H244ZM253 155V154H252ZM263 155V154H262ZM142 156V155H141ZM141 156H138V157H141ZM176 156V155H175ZM197 156H198V154H197ZM242 156V157H243ZM255 156V155H254ZM177 157V156H176ZM213 157H214V155H213ZM212 157V158H213ZM245 157V156H244ZM243 157V158H244ZM253 157V156H252ZM120 158V157H119ZM133 158H136L135 156L133 157H130L129 159H128V161L130 162V164H129V162H127V164H125L124 162H122V163H124V165L125 166H127V165H131V167L133 166V161H135ZM165 158V157H164ZM91 159V158H90ZM142 159L141 160H139L140 162L142 161ZM167 159V158H166ZM169 159V158H168ZM170 159H172L171 157H170ZM178 159V158H177ZM236 159V158H235ZM257 159V158H256ZM30 160H31V158H30ZM105 160V159H104ZM239 160V159H238ZM242 160V159H241ZM240 160V161H241ZM115 161V160H114ZM116 161H117V158H116ZM173 161V160H172ZM175 161V160H174ZM214 161V160H213ZM119 162V161H118ZM117 162V163H118ZM136 162H138L137 160H136ZM145 162V161H144ZM144 162H141V164H139V167H137V165L135 166V167H137V169L139 168V169H141V168H143V167H145L146 165L144 164ZM117 163H114V164H117ZM147 163V162H146ZM173 163V162H172ZM31 164V163H30ZM177 164H179V165H177ZM190 164V165H189ZM242 164V163H241ZM87 165V164H86ZM103 165V164H102ZM102 165H96L97 167H96V169L97 168H101V166ZM154 165V163H152V166ZM104 166V165H103ZM262 166V165H261ZM260 166V162H259V167H261ZM84 167V166H83ZM134 167V168H135ZM141 167V168H140ZM198 167H200V168H202V167H209V169L208 170H210V171H212V176H211V178H206V176L204 175V173L203 174H201V175H199L197 172L199 171V169H198ZM238 167H241V169H239ZM258 167V166H257ZM258 167V168H259ZM263 167V166H262ZM133 167H132V169H134ZM210 168H213V169H210ZM95 169V168H94ZM95 169V170H96ZM102 169V168H101ZM157 169V168H156ZM168 169V168H167ZM173 169V168H172ZM263 169V168H262ZM262 169H260V170H262ZM99 170V169H98ZM101 171V170H100ZM100 171H99V174H101L100 173ZM118 171V170H117ZM125 172H128V170H124ZM138 171V170H137ZM141 171H142V169H141ZM173 171V170H172ZM114 172V171H113ZM116 172V171H115ZM264 171L262 170L261 172H259V173H263ZM71 173V172H70ZM110 174V173H109ZM134 174V173H133ZM70 175V174H69ZM104 175V174H103ZM132 175V174H131ZM137 175V174H136ZM223 175V176H222ZM153 176V175H152ZM104 177V176H103ZM112 177V176H111ZM133 177V176H132ZM51 178V177H50ZM55 178V177H54ZM73 178V177H72ZM87 178H88V176H87ZM146 178V177H145ZM175 178V177H174ZM175 178V180H176V182H177V179ZM52 179V178H51ZM73 179H75V177L73 178ZM83 179V178H82ZM85 179H86V175H85ZM140 179V178H139ZM196 179V180H197ZM87 180V179H86ZM85 180V181H86ZM114 181V180H113ZM116 181V180H115ZM156 181H158V180H156ZM228 181H229V179H228ZM82 183H83V181H81ZM135 182V181H134ZM188 182H190V181H188ZM187 182V183H188ZM245 183H249V182H256V183H258L259 182V180H257V179H253V180H245L244 181ZM261 182V181H260ZM118 183V182H117ZM191 183V182H190ZM100 184V183H99ZM112 184V183H111ZM110 184V185H111ZM130 184V183H129ZM157 184V183H156ZM109 185V186H110ZM118 185V189L120 188L121 189V187H122V184H117ZM146 185H147V183H146ZM220 185V184H219ZM226 185V184H225ZM93 186H95V185H93ZM132 186V185H131ZM130 186V187H131ZM157 186V185H156ZM155 186V184L154 183H151L150 185H149V187L148 188H155L156 187ZM188 186H189V184H188ZM222 186H223V182H222ZM106 187V186H105ZM128 187V186H127ZM185 187H187V186H185ZM129 188V187H128ZM146 188V187H145ZM147 188V189H148ZM130 189V188H129ZM131 189H133L132 187H131ZM146 189V190H147ZM220 189V188H219ZM256 189V188H255ZM254 189V190H255ZM103 190H105V191H109V189H103ZM152 190V189H151ZM102 191V190H101ZM115 191V190H114ZM119 191V190H118ZM128 191V190H127ZM131 191V190H130ZM142 191V190H141ZM148 191V190H147ZM117 192V191H116ZM121 192H124L125 193V191H124V189L123 190H121ZM133 192H135V191H133ZM152 192V191H151ZM220 192V191H219ZM93 193V192H92ZM96 193H98V190H97V192L95 191L94 192V194H96ZM130 193V192H129ZM148 193V192H147ZM90 194H91V192H90ZM110 194H112V192L110 191ZM119 194H121L120 192H119ZM131 194V193H130ZM124 195V194H123ZM92 196V195H91ZM95 196H98V195H95ZM106 196V195H105ZM111 196V195H110ZM143 196V195H142ZM107 197V196H106ZM106 197H105V199H106ZM115 197H117V195L115 196ZM126 197V196H125ZM65 198V197H64ZM66 198H68V197H66ZM78 198H79V196H78ZM93 198V197H92ZM109 198V197H108ZM127 198V197H126ZM82 199V198H81ZM100 198H98V200H99ZM105 199H103V200H105ZM111 199V198H110ZM67 200V199H66ZM72 200V199H71ZM88 200V199H87ZM90 200V199H89ZM102 200V199H101ZM113 200V199H112ZM111 200V201H112ZM117 200V199H116ZM210 200V199H209ZM74 201V200H73ZM93 201V200H92ZM122 201V200H121ZM105 202V201H104ZM63 203V202H62ZM95 203H96V201H95ZM101 204H102V201L100 202ZM105 203H107V202H105ZM98 204V203H97ZM110 204V203H109ZM108 204V205H109ZM94 205V204H93ZM105 205H107V204H105ZM54 206V205H53ZM65 206V205H64ZM72 206V205H71ZM98 206V205H97ZM103 206V205H102ZM69 207V206H68ZM72 209H73V206H72ZM92 209V208H91ZM25 210V209H24ZM47 212H49V211H47ZM114 212L115 211H113V214H114ZM94 213V212H93ZM57 214V213H56ZM85 215V214H84ZM84 215H82V216H84ZM59 216V215H58ZM86 216V215H85ZM149 217V216H148ZM91 218V217H90ZM89 218V219H90ZM100 218V217H99ZM254 218V217H253ZM39 219V218H38ZM105 219V218H104ZM86 220V219H85ZM107 220V219H106ZM148 220V219H147ZM3 221V220H2ZM104 221V220H103ZM96 222V221H95ZM19 223V222H18ZM99 223V222H98ZM107 223V222H106ZM48 224V223H47ZM103 224V223H102ZM108 225V224H107ZM46 226V225H45ZM49 226V225H48ZM96 226V225H95ZM101 226V225H100ZM75 227V226H74ZM82 227H84V225H82ZM47 228V227H46ZM68 228V227H67ZM71 227H69V229H70ZM196 228V227H195ZM197 228H199V227H197ZM26 229V228H25ZM65 229V228H64ZM85 229V228H84ZM113 229V228H112ZM199 230V229H198ZM72 231H73V228H72ZM78 231H79V229H78ZM84 231V230H83ZM25 232V231H24ZM65 232V231H64ZM80 232V231H79ZM109 232V231H108ZM26 233V232H25ZM67 233H69V232H67ZM66 233V234H67ZM187 233H189V231L188 232H186V234ZM73 233H69V236H73L72 235ZM85 234V233H84ZM110 234H111V232H110ZM113 234V233H112ZM4 236V235H3ZM7 236H9L8 234H7ZM21 236V235H20ZM32 236V235H31ZM19 237V236H18ZM24 237V236H23ZM22 237V238H23ZM10 238V237H9ZM68 238V237H67ZM8 239V238H7ZM80 239V238H79ZM187 238H185V240H186ZM245 239V238H244ZM243 238H242V240H244ZM248 239V241L250 240V239H252V237L251 238H247ZM246 239V240H247ZM20 240H22V239H20ZM19 240V241H20ZM27 240H28V238H27ZM18 241V240H17ZM32 241V240H31ZM66 241H69V239H67ZM108 241V240H107ZM155 241V240H154ZM167 241V240H166ZM182 241V240H181ZM245 241V240H244ZM243 241V242H244ZM248 241H246V242H248ZM251 241V240H250ZM51 242V241H50ZM49 242V243H50ZM61 242V241H60ZM100 242V241H99ZM102 242V241H101ZM100 242V243H101ZM191 242L192 241H189V242H187L188 244H186V243H183L182 242V244L180 245V248L185 252V253H187V255L188 256H190V255H192V257H193V254H194V250L192 249V248H190L189 250H187V249H183L184 247H187V246H190V244H191ZM241 243H242V241H240ZM246 242H244V244L245 245H247L246 244ZM14 243V242H13ZM20 243V242H19ZM22 243V242H21ZM24 243V242H23ZM52 243H53V241H52ZM139 243H141V242H139ZM151 244H150V247H148V249L146 250V251H148L149 250V252L148 253H150V251H152V252H155V254L156 253H161V251L160 250H162V252H165V253H168L169 251H170V247L168 248V246H166V244H164V241H158V242H150ZM165 243H167V242H165ZM181 243V242H180ZM249 243V242H248ZM32 244H34V242L32 243ZM42 244V243H41ZM54 245H55V243H53ZM57 244V243H56ZM113 244V243H112ZM193 244V243H192ZM237 244V243H236ZM23 245V244H22ZM29 245V244H28ZM27 245V246H28ZM49 245V244H48ZM60 245V243L58 244V246ZM68 245H69V247L71 248V245H70V243H68ZM109 245V244H108ZM18 246H19V244H18ZM35 246V245H34ZM44 246V245H43ZM105 246V245H104ZM166 246V247H165ZM170 246V245H169ZM195 246V245H194ZM197 246V245H196ZM22 247V246H21ZM60 247H62V246H60ZM198 247V246H197ZM200 247V246H199ZM198 247V248H199ZM209 249H210V245L209 246H207ZM206 247V248H207ZM104 248V247H103ZM106 248V247H105ZM110 249H111V246L109 247ZM128 248H131L132 249V251H133V249L135 248V249H137V250H139L138 248V245H136L135 244V246L133 245V246H130V244H128L127 246H126V250H128ZM141 248V247H140ZM189 248V247H188ZM73 249V248H72ZM125 249H124V252L122 251H119L117 254H119V255H117L118 256V258H119V260H121V259H125V257H127L128 258V256H125V255H128V254H126L125 253ZM36 250V249H35ZM39 250V249H38ZM63 250V249H62ZM61 250V251H62ZM112 250V249H111ZM200 250L201 251H199V252H203L204 254H207V251H205L204 249L202 250V248H200ZM41 251V250H40ZM46 251V250H45ZM44 251V252H45ZM103 251V250H102ZM48 252V251H47ZM67 252V251H66ZM72 252V251H71ZM37 253V252H36ZM39 253V252H38ZM43 253V252H42ZM53 253V252H52ZM55 253V252H54ZM65 253V252H64ZM131 253V252H130ZM133 253V252H132ZM140 253H142L143 254V252H140ZM170 253V252H169ZM174 253V252H173ZM185 253H183V254H185ZM67 253H65V255H66ZM190 254V255H189ZM199 254H201V253H199ZM42 255V254H41ZM48 255L50 256L51 254H49L48 253ZM58 255V254H57ZM103 255V254H102ZM136 255V254H135ZM135 255H134V257L133 258H135V261L134 260H132V258L131 259H127V260H129V262H134L133 264H144L143 263V260H136V257H135ZM139 256H140V254H138ZM114 256L117 258V256L114 254ZM164 256H167L166 254L164 255ZM164 256H163V259H165L164 258ZM198 256V255H197ZM201 256V255H200ZM41 257V256H40ZM43 257V256H42ZM51 257V256H50ZM49 257V258H50ZM160 257V256H159ZM174 258V257H173ZM199 258V257H198ZM43 259V258H42ZM46 259V258H45ZM45 259H43V260H45ZM60 259V258H59ZM75 259V258H74ZM73 259V260H74ZM157 259V258H156ZM167 259H168V257H167ZM126 260V259H125ZM125 260H122V261H125ZM159 260H160V258H159ZM166 261H169V262H171V259H169V260H166ZM47 262V261H46ZM126 262H128V261H126ZM160 262V261H159ZM74 264V263H73ZM178 264H183V263H178Z\"/></svg>",
    "mask_w": 264,
    "mask_h": 264
}]
</instances>
